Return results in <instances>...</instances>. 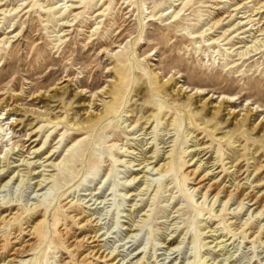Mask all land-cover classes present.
<instances>
[{"label": "rangeland", "instance_id": "1", "mask_svg": "<svg viewBox=\"0 0 264 264\" xmlns=\"http://www.w3.org/2000/svg\"><path fill=\"white\" fill-rule=\"evenodd\" d=\"M0 4L23 8L0 14V217L17 212L0 224V264L39 221L33 250L14 264H264V136L254 138L264 131V50L241 55L264 37V0ZM178 88L207 111L222 103L220 120H246L218 140L168 104ZM90 113L103 118L85 127ZM169 154L171 170L158 171ZM198 166L261 204L192 191L183 178Z\"/></svg>", "mask_w": 264, "mask_h": 264}, {"label": "bare ground", "instance_id": "2", "mask_svg": "<svg viewBox=\"0 0 264 264\" xmlns=\"http://www.w3.org/2000/svg\"><path fill=\"white\" fill-rule=\"evenodd\" d=\"M179 4H181V3H179ZM262 7L264 8V5ZM21 9H23V8H20V6H16L14 8H10V9H3L0 6V14L1 13L2 14L9 13V15H10L11 11H13L12 14L14 13L15 14L14 17H15V16H17L19 14ZM261 9H260V12H262V11L264 12V10H261ZM175 15H178V12H176ZM150 16L153 17V16H155V14H151ZM232 17H233V14H229L227 16V18H229V19L230 18L232 19ZM239 24H240V21H239ZM9 31H13V29L9 30ZM212 32H214V26L210 25V26L202 29L201 31L198 30V31L192 32L191 35L189 36V38L191 40L199 39L200 37H201V39H203V38L207 37L206 35H210ZM218 41H219V39L211 38V39H209L207 41L206 44L207 45H213V44L218 43ZM263 48H264V37L253 40L250 45H248L247 47H245L244 50H242L241 55H243L245 57H253L255 55L260 54L264 50ZM154 76H156V74H154ZM168 82H166V83H168ZM166 83H162L161 85H164ZM63 91H64V89H61L60 90V94H62ZM197 92L198 93L200 92L199 88H196L195 96H199L200 95V93L197 95L196 94ZM55 95H56V93H53L50 96L51 97H55ZM233 96L234 95H231L230 97H233ZM167 97H168V104L174 105L175 108H181V106H185L187 108V110H188V113H190L194 117H197L196 120H197L198 125L200 126V128L202 130H205L206 128H210L213 133L216 132V131H221L219 135L216 134V135H218V140H221V141L226 140V138L233 132V130H235L240 123H243L246 120L245 117H242L241 119H239V118L237 119L236 117L234 118V115L232 113L233 111L232 112L227 111L228 117L229 118H231V117L234 118L233 120H227V119L226 120H220V119H218V118H220V116L218 117V115H219V112H221V110H222L221 109L222 103H220L217 106H212L210 108V110L207 111L205 109V107H206V105L208 103L207 101H203L202 102L200 98L192 100V98H193L192 95L184 96V92H182L181 89H179V88L177 90H169L168 89ZM229 99L226 98V100H223L222 102H231V100H229ZM143 105L139 106L140 110L143 108L142 107ZM191 106H193V108H191ZM14 112H18L17 109H14ZM49 114L50 113H44V112L40 113V115H42V116H48ZM213 116H214V118H217L215 122H212V120H211V118ZM50 118L56 120L58 118V116H50ZM102 118H103V115L101 113H98V114H95V115L90 113V114H87L86 116L82 117L81 119H82L83 125L85 127H87V126L89 127V126L94 125L95 123H98V121H100ZM139 119H142L145 123H148L150 121V116H144L143 114H141ZM20 120H21L20 118H16L13 122H11L10 125L18 124ZM228 126H229V128H228ZM0 130L3 131L2 126H0ZM250 130L251 131L255 130V127H251ZM32 132H33V130H30V133H32ZM263 136H264V131H262L260 135L258 134V136L254 137V138L255 139H260ZM0 137H1V134H0ZM34 141L35 140H33L31 143H33ZM202 149H205V147H203ZM36 150H37V148L34 149L35 153H36ZM170 154L167 157L168 161L163 163V164H161V166L157 167L158 171L161 172V171H170L171 170V168H172L171 167L172 159H171ZM200 168L201 167L198 166L195 170H190L188 175L186 174L187 172L183 173V175L184 174L187 175V176H184V178H183L184 182H187L188 181L187 179H193V181L197 185V187H195L192 191H198V190H202L203 189L204 190V192H203L204 196L206 195V193L208 191H211V192L214 191L213 197H216V198H218V196L221 193L226 194L227 199H231L232 196H237V197L240 196L239 205H242L244 200H246V199H249V201H252L251 205L252 204H259V205L261 204L262 201L260 202V199H261L260 196L253 194V189L249 190L247 192H244L243 187H242V185L240 183H236L234 185L233 189H229L227 185H225V184L222 185L221 181H218L217 179L216 180H211V175H214L213 173L209 174L208 171H207L204 174H201V169ZM45 180H46V178H42L40 180V183L38 184V186H40L41 183L43 181H45ZM39 189H41V188H39ZM263 209H264V203L260 205V209L258 210V212L262 211ZM16 218H17V212H13L12 214L8 213V214H5V215H2L0 217V224H3L5 222H11L12 220H15ZM88 221H91V218L88 219ZM39 224H40V221L37 222L31 228L32 230H30V229L28 230L30 237L27 240L18 241L17 240L18 237H13L14 239L11 241V243H13V244L11 245V248H10L9 252H6L8 254L4 255V256H6L5 258H7L6 261L4 262V264H14L15 262H22L23 261L22 258L24 256H26V255L31 253V251L33 250V248L35 246V240H34V236H35V233H36L35 228ZM93 232H95L94 235L89 237V239H91L90 242L97 241L98 237H99V236H97L95 230ZM61 234L65 235V236H69V234L66 231L64 233H61ZM69 238H71V236H69ZM2 242L3 243H0V249L4 248L5 245L7 244L5 240H3ZM77 243H78V241L72 240V241H70L69 245L74 247ZM106 256L107 255H104L102 257L105 258ZM109 258H111V256L107 257V259H109ZM111 264H113V262Z\"/></svg>", "mask_w": 264, "mask_h": 264}]
</instances>
